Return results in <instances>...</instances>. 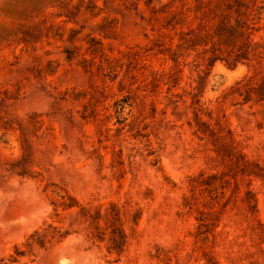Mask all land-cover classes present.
Returning a JSON list of instances; mask_svg holds the SVG:
<instances>
[{
  "label": "rangeland",
  "instance_id": "374dc122",
  "mask_svg": "<svg viewBox=\"0 0 264 264\" xmlns=\"http://www.w3.org/2000/svg\"><path fill=\"white\" fill-rule=\"evenodd\" d=\"M0 264H264V0H0Z\"/></svg>",
  "mask_w": 264,
  "mask_h": 264
}]
</instances>
